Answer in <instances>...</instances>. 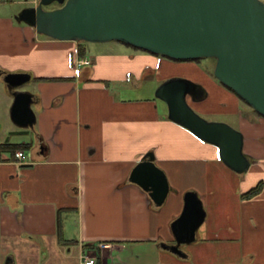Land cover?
I'll return each mask as SVG.
<instances>
[{
    "label": "crops",
    "instance_id": "crops-1",
    "mask_svg": "<svg viewBox=\"0 0 264 264\" xmlns=\"http://www.w3.org/2000/svg\"><path fill=\"white\" fill-rule=\"evenodd\" d=\"M13 20L0 18V106L11 119L14 97L3 78L8 72H26L31 74L26 83L30 87L22 89L35 94L36 113L35 125L23 127L32 129L29 139L15 140L18 132L0 120V229L23 249L21 264H75L69 258L72 246L79 248L80 264L83 255H98L96 264H180L179 256L162 243L175 242L172 224L182 213L189 190L203 201L210 239L239 251L231 264H264V187L254 197H243L252 188L244 186L249 182L245 177L233 192H225L228 195L216 194V209L212 202L207 209L203 196L212 190L214 166L223 161L219 148L171 120L168 106L164 110L154 95L155 88L136 95L147 91L148 71L166 78L182 65L196 73L195 63L173 62L117 40L81 44L44 37L35 27ZM79 44L91 57V65L75 64L81 56ZM164 68L165 74L160 70ZM197 72L204 88L208 84L229 100L210 103L205 88L207 96L196 101L198 105L211 112H239L232 91ZM241 125L251 131L250 138L243 134L251 166H264V117L257 122L243 119ZM7 142L29 143L23 148L28 162L16 159L17 150L1 149ZM148 153L154 154L171 188L161 207H155L149 193L130 180ZM230 178L233 182V174ZM61 208H66L62 218L68 244L64 245L58 238ZM197 240H204L199 231ZM137 244L146 251L122 257L129 245ZM187 252L185 259L191 262L193 253Z\"/></svg>",
    "mask_w": 264,
    "mask_h": 264
},
{
    "label": "water",
    "instance_id": "water-1",
    "mask_svg": "<svg viewBox=\"0 0 264 264\" xmlns=\"http://www.w3.org/2000/svg\"><path fill=\"white\" fill-rule=\"evenodd\" d=\"M53 2L62 6L45 9ZM16 19L59 40H117L175 59L216 58L217 79L264 115V0H39ZM3 79L14 97L11 119L20 127H33L35 94L21 88L31 81V74L8 72ZM155 95L166 102L171 120L215 144L228 167L239 174L249 170L252 160L244 152L243 132L206 120L191 106L189 97L201 101L207 96L201 84L171 77L159 84ZM130 180L158 207L171 190L153 153L134 167ZM184 200L183 211L172 224L175 242H163L162 247L188 258L183 245L197 240L207 212L196 191H187Z\"/></svg>",
    "mask_w": 264,
    "mask_h": 264
},
{
    "label": "rangeland",
    "instance_id": "rangeland-1",
    "mask_svg": "<svg viewBox=\"0 0 264 264\" xmlns=\"http://www.w3.org/2000/svg\"><path fill=\"white\" fill-rule=\"evenodd\" d=\"M38 1L37 0H0V18H4V17H12L14 20L13 22L15 24H19V22L16 20V15L23 10L26 7L29 6H34L37 5ZM60 3L59 2H53L51 4L45 5V9L47 10H54L56 8L60 7ZM21 26H27V24L25 22L20 23ZM45 37V35H43ZM83 44H91L90 42H82ZM124 44V43H123ZM95 46H102V45H96ZM129 46V45H128ZM130 48H134V47H130ZM136 49V48H134ZM95 52V51H93ZM92 52V53H93ZM147 52V51H145ZM149 54H153V53H149ZM159 57V55H158ZM162 57V56H161ZM170 60V59H169ZM173 62H187V61H174L171 60ZM195 63L198 69H194V71L196 73H193L191 71V66H182V65H177L176 67H174V70H170L172 71L174 74L173 75H168L166 78L165 77H159L158 76V71L154 72V71H148L145 75L144 78V84L146 85V90L145 93L143 91H139L137 92L136 95L140 96H144L146 95V93L149 94V92H151V89L156 90L157 85L161 84L162 81H165L171 77H180V78H185V79H190L198 84L204 85L203 82L197 80L199 79V72L200 71L202 73H204L205 75H207L208 77H210L212 80H214L215 82H217L219 85L225 87L224 85H222L217 79L216 77L213 75L214 73V69H215V65H216V61L213 58L207 57L201 60V62L197 63V62H193ZM161 71H163V73H166L165 68ZM159 70V71H160ZM160 71V72H161ZM117 87L119 86H124V84L121 83H117ZM130 86H133L132 82L129 83ZM25 88H29V84H24ZM205 88L208 91L209 94V99H210V103H218L219 101H223L224 103H228V101L223 100L220 96L217 95L216 91H214L208 84H205ZM226 88V87H225ZM155 90H154V95H155ZM238 98V97H237ZM160 105L164 108V110H166V103H163V101H161V99H158ZM189 102L191 104V106L194 108V110L199 113L202 117H204L206 120L209 121H216V122H225L230 124L231 126H233L234 128L240 130L243 132V134L245 133L247 137L250 136L251 131L248 128H244L241 125V121L243 119H248L249 121H255L257 122L259 120V118L264 117V116H258L255 113H252L251 108L242 100H240L238 98V103H237V107L239 112L236 113H222V112H211L208 111L204 106L202 105H198L200 103L193 101L191 99V97H189ZM217 101V102H216ZM0 120L2 122L5 123V127L10 130V129H14L16 130V132H18L16 135H14V139L15 140H20V139H29L28 136L29 133L32 132V129L30 128H23V127H19L17 125H15L9 115L1 108L0 106ZM19 132H21V134H19ZM256 132V131H254ZM6 135V133H3V137ZM21 136V137H20ZM250 138V137H249ZM247 144H249V139L247 140ZM218 153H219V149H218ZM220 156V154H219ZM214 176H216L215 178H212L213 184H211L212 190L209 191L207 194H205L206 198V204L205 206L207 207V209L210 210V202H212V207L214 209H216V194H223V195H228V193H225L226 191L228 192H233L232 188L233 187H238L239 182L243 181L244 178H248L249 182L248 184L245 183L244 186L246 188L249 187H254L255 185H257V183L260 180L264 181V166L263 165H257V164H253L249 171L242 173V174H237V172H233L231 171V169H229L224 163L223 161H221L217 166H214ZM230 174H233L234 176V181L232 182L231 178H230ZM250 183V184H249ZM254 183V184H253ZM229 184L230 188L229 187ZM253 185V186H252ZM248 190V189H247ZM215 191H217L218 193H215ZM220 192V193H219ZM185 195V194H184ZM183 195V196H184ZM209 203V204H208ZM225 202L223 203L222 207L224 208ZM212 216V215H211ZM209 220L204 221L202 224V227L199 229V235L203 236L204 240H196L193 243L190 244H185L184 248L187 251H190L191 253H193V260H187L185 258H181V257H177L178 262H181L180 264H231V261L236 260L238 258V253L239 251L234 249V250H229L226 249L224 244H221V241H219V243L215 244L209 237L208 232H206V229L209 226ZM74 229V228H73ZM72 229V230H73ZM74 231V230H73ZM215 246V247H214ZM64 252H66V247L63 248ZM146 251L143 246H141L140 244L134 245V246H130L128 247V249H126L122 254L123 258L128 257V255L131 252H143ZM69 253V252H67ZM65 253V254H67ZM7 254H12L14 257V261L11 262V264H21V260H23V249L17 244L15 243L14 240H10V238L5 237L3 234H1V229H0V264H4V258ZM70 254V260L75 263V264H80V252H79V248L72 246V252L69 253ZM67 254V255H69ZM98 258V255H96ZM33 261L32 258L29 259V262ZM179 264V263H177Z\"/></svg>",
    "mask_w": 264,
    "mask_h": 264
},
{
    "label": "trees",
    "instance_id": "trees-1",
    "mask_svg": "<svg viewBox=\"0 0 264 264\" xmlns=\"http://www.w3.org/2000/svg\"><path fill=\"white\" fill-rule=\"evenodd\" d=\"M84 40H79V42H81V44H83ZM84 42H88V41H84ZM126 45H129V46H132L130 44H127V43H124ZM138 50H143V51H147L145 49H142V48H138V47H135V46H132ZM149 53H153V52H150V51H147ZM86 53V50L84 48L83 45H80L79 44V54L81 56H84ZM153 54H156V55H159V56H162V57H165L167 59H170V60H174V61H190V62H201L202 59L204 58H207V57H200V58H194V59H175V58H172L170 56H167V55H163V54H157V53H153ZM215 61H216V58H213ZM213 75L215 76V74L213 73ZM216 77V76H215ZM217 79V77H216ZM218 80V79H217ZM219 81V80H218ZM220 82V81H219ZM222 85H224L226 88H228L230 91H232L240 100H242L243 102H245L252 110V113H255L256 115L258 116H264L262 115L261 113H259L257 110H255L250 104H248L242 97H240L233 89H231L230 87L226 86L225 84H223L222 82H220ZM30 144L28 143H12V142H7V143H2L1 144V149H10L12 152L16 151V150H19V149H23V148H27L29 147ZM251 158V157H250ZM252 160V158H251ZM263 187H264V181L263 180H260L256 186L250 188L248 191L244 192L242 194L243 197L245 198H251V197H254L256 196L257 194H259L262 190H263ZM155 207H157L155 204H154ZM65 209L61 208L59 209L58 211V238H59V242L61 244H68V240H66L64 238V233H63V218H62V214H63V211H65ZM189 254V252H188Z\"/></svg>",
    "mask_w": 264,
    "mask_h": 264
},
{
    "label": "built area",
    "instance_id": "built-area-1",
    "mask_svg": "<svg viewBox=\"0 0 264 264\" xmlns=\"http://www.w3.org/2000/svg\"><path fill=\"white\" fill-rule=\"evenodd\" d=\"M92 59L91 57L84 55V56H77L75 58V64L77 66H83V65H91ZM16 159L21 163L28 162L29 154L23 150L19 149L15 153ZM97 256H91V255H83L82 256V264H96L97 263Z\"/></svg>",
    "mask_w": 264,
    "mask_h": 264
},
{
    "label": "flooded vegetation",
    "instance_id": "flooded-vegetation-1",
    "mask_svg": "<svg viewBox=\"0 0 264 264\" xmlns=\"http://www.w3.org/2000/svg\"><path fill=\"white\" fill-rule=\"evenodd\" d=\"M37 1H39V0H37ZM35 6V5H34ZM60 6H62V4L60 5ZM22 88V87H21ZM183 248H184V245H183ZM14 261V257H13V255L12 254H7L6 256H5V258H4V264H11V262H13Z\"/></svg>",
    "mask_w": 264,
    "mask_h": 264
}]
</instances>
